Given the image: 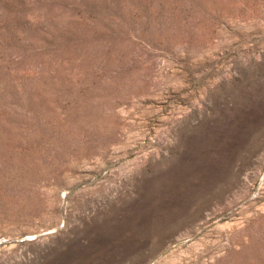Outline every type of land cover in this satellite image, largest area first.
Returning <instances> with one entry per match:
<instances>
[{
	"label": "rangeland",
	"instance_id": "374dc122",
	"mask_svg": "<svg viewBox=\"0 0 264 264\" xmlns=\"http://www.w3.org/2000/svg\"><path fill=\"white\" fill-rule=\"evenodd\" d=\"M0 264H264V0H0Z\"/></svg>",
	"mask_w": 264,
	"mask_h": 264
}]
</instances>
